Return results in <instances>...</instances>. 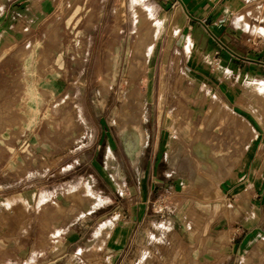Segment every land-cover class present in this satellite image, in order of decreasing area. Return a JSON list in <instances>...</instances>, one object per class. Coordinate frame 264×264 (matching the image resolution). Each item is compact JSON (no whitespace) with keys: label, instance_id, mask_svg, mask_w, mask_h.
Listing matches in <instances>:
<instances>
[{"label":"rangeland","instance_id":"374dc122","mask_svg":"<svg viewBox=\"0 0 264 264\" xmlns=\"http://www.w3.org/2000/svg\"><path fill=\"white\" fill-rule=\"evenodd\" d=\"M3 11L0 199L13 205L0 264H264L262 243L238 262L228 256L233 230L190 241L175 221L237 162L253 134L244 112L264 119L260 81L238 80L243 111L217 115L205 81L154 62L163 33L149 0H12ZM128 102L142 107L143 123L121 118ZM128 130L146 141L136 161ZM218 135L226 142L212 143Z\"/></svg>","mask_w":264,"mask_h":264},{"label":"crops","instance_id":"0c3cea01","mask_svg":"<svg viewBox=\"0 0 264 264\" xmlns=\"http://www.w3.org/2000/svg\"><path fill=\"white\" fill-rule=\"evenodd\" d=\"M149 1L163 33L154 62H176L183 65L186 78L205 81L207 95L211 96L207 100L217 106V115L229 106L243 111L237 102H241L239 97L245 96V91L235 88L238 80L260 81L254 91L264 96V38L259 35L264 34V0ZM0 5L4 18L12 13V0H2ZM248 37L253 42L247 41ZM213 96L217 102L212 101ZM244 113L246 120L254 122L250 125L253 134L245 137L243 150L230 158L237 162L201 198H190L186 210L179 213L178 208L175 213L176 224L190 233V241L195 240L199 231L207 239L209 233L219 231V236L220 231L233 230L236 242L229 248L228 256L236 257L238 262L246 254L256 256L257 249L264 244V119L258 121L254 115ZM214 126L221 127L218 120ZM224 142L220 135L212 140L217 144ZM231 142L241 143L237 137ZM182 170H171L178 182ZM12 205V196L0 199V232L12 230ZM191 210L194 215H190ZM225 210L229 211L227 216ZM180 238L189 242L185 236ZM103 246L102 237L99 247Z\"/></svg>","mask_w":264,"mask_h":264},{"label":"bare ground","instance_id":"6f19581e","mask_svg":"<svg viewBox=\"0 0 264 264\" xmlns=\"http://www.w3.org/2000/svg\"><path fill=\"white\" fill-rule=\"evenodd\" d=\"M151 41H153V40H155L156 41V39H155V37L152 35V37H151V39H150ZM148 50V51H147ZM150 49L149 48H147V49H145V55H146V57H150ZM105 69V68H104ZM108 74V73H107ZM132 74V73H131ZM108 78V77H107ZM107 78H105V80L107 79ZM106 83V82H105ZM108 83V82H107ZM105 86H106V84H105ZM105 89H106V87H105ZM103 92V91H102ZM101 92V93H102ZM141 102V101H140ZM128 103H130V102H128ZM126 105H128V104H126ZM141 106V105H140ZM139 107V106H138ZM137 108V106L136 107H134V109L131 107V103H130V105H128L126 108H125V110H124V112H125V115L123 116V117H121V118H123V119H127L126 118V116L128 115V114H130V116L131 117H134L135 118V123H140L139 121H141V123H143V120H142V118L141 119H139L140 118V116L139 115H143V114H141V112L143 111V109H142V107H140L139 109H136ZM143 113V112H142ZM144 119V118H143ZM122 125V124H121ZM124 125V124H123ZM122 127V126H121ZM141 131V130H140ZM145 140H144V134H142V133H140L139 131H130V130H128V132H127V134L125 135V138L123 139V144H124V148H125V152H126V154L128 155V157L130 158V159H132L133 161H136L137 160V158H138V156H139V154H140V151H141V149L144 147V145H145ZM108 159L109 160H111L112 161V159H113V155H112V149L111 148H108ZM107 159V160H108Z\"/></svg>","mask_w":264,"mask_h":264},{"label":"built area","instance_id":"2783aa9c","mask_svg":"<svg viewBox=\"0 0 264 264\" xmlns=\"http://www.w3.org/2000/svg\"><path fill=\"white\" fill-rule=\"evenodd\" d=\"M259 35H261L260 38H264V34L261 33V34H259ZM247 41H249V42H253L252 39H251V37H248V38H247Z\"/></svg>","mask_w":264,"mask_h":264}]
</instances>
